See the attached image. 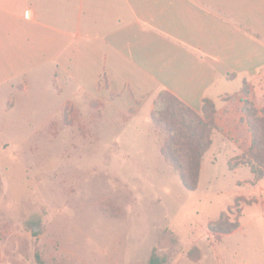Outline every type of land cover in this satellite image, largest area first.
<instances>
[{
  "label": "rangeland",
  "instance_id": "1",
  "mask_svg": "<svg viewBox=\"0 0 264 264\" xmlns=\"http://www.w3.org/2000/svg\"><path fill=\"white\" fill-rule=\"evenodd\" d=\"M64 89L50 107L26 99L11 121L0 116V264H36L35 252L47 264H146L154 248L163 264H264V179L241 163L250 133L239 108L238 129L214 130L189 191L151 121L114 140L81 122V100L60 106Z\"/></svg>",
  "mask_w": 264,
  "mask_h": 264
},
{
  "label": "crops",
  "instance_id": "2",
  "mask_svg": "<svg viewBox=\"0 0 264 264\" xmlns=\"http://www.w3.org/2000/svg\"><path fill=\"white\" fill-rule=\"evenodd\" d=\"M263 75L264 0H0L8 121L26 99L50 107L67 87L60 106L81 100V122L117 140L126 125L152 122L168 91L197 112L213 101L215 130L227 132L245 99L264 105L254 87L264 92Z\"/></svg>",
  "mask_w": 264,
  "mask_h": 264
},
{
  "label": "trees",
  "instance_id": "3",
  "mask_svg": "<svg viewBox=\"0 0 264 264\" xmlns=\"http://www.w3.org/2000/svg\"><path fill=\"white\" fill-rule=\"evenodd\" d=\"M242 120L250 133L249 145L242 164L249 166L257 179H264V106L258 108L249 99L242 105ZM155 129L163 134L160 153L177 171L182 185L189 191L197 188L203 157L212 144L216 126V108L205 98L197 112L168 91H161L151 112ZM232 164L231 166H234ZM236 225L227 228L230 232ZM213 231H218L213 228ZM36 264H47L39 252L34 254ZM165 259L154 248L146 264H163Z\"/></svg>",
  "mask_w": 264,
  "mask_h": 264
}]
</instances>
